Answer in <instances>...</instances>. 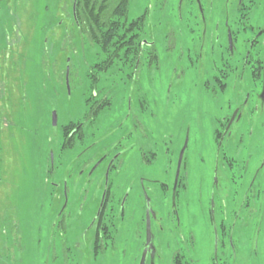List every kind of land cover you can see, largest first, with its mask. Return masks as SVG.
<instances>
[{
  "label": "rangeland",
  "instance_id": "1",
  "mask_svg": "<svg viewBox=\"0 0 264 264\" xmlns=\"http://www.w3.org/2000/svg\"><path fill=\"white\" fill-rule=\"evenodd\" d=\"M175 1L129 0L126 21L142 19V16L143 19L134 27L126 24L128 31L122 29L121 45L116 43L110 49L120 47L116 59L106 69H100L97 65L112 52L105 53L101 47L90 44L73 23L72 0H0V264H134L137 229L135 233L130 229L124 231L113 248L97 256L92 255L88 247V235L82 238L81 230L86 224L84 215L95 189L90 183L84 190L69 189L64 210L65 229L53 230L52 222L54 212L63 202L64 190L54 186V182L61 180V172L65 174L62 167L69 169L68 183L74 186L77 177L87 179L86 157L96 158L103 147L112 145L120 137H123L122 146L115 150L121 152V157L137 154L139 140L136 138L140 134L133 128L136 119L144 124L148 136L160 139L165 134L163 150L167 149L168 153L166 158L163 154V181L169 183L184 142L179 121H191L187 123L190 133L181 175H185L183 183L189 188V197L193 196L194 177L202 170V174L208 173L206 162L213 158L216 150L214 131L218 125L207 121L213 117L219 119L238 103L236 93L250 87L252 66L248 67L242 84L233 79L236 73L239 76V69L232 70L230 86L224 89L222 85L213 99L206 89L205 77L207 71H212L209 65L213 60L217 66H223L216 54L224 47L219 29L214 31L218 45L215 44V51L208 57L209 65H205L209 54L205 52L207 42L202 61L205 66L196 62L189 64V59H195V55L192 51L187 55L184 43L196 41V31L191 35L185 22L178 24L170 20ZM183 14L185 21V12ZM248 21L262 25L264 15L259 11L251 12ZM181 70L185 75L175 78ZM93 74L101 78L94 91L102 88L100 94L105 93L110 100V107L100 112L96 124L108 131L119 123V130L107 136H103L104 133L95 136L97 143L89 152L84 148L90 139L81 143L74 136V145L64 151L61 127L68 122H83L87 108L82 104L85 95L90 94ZM216 87L219 88L217 84ZM130 95L132 105L126 108ZM194 108L199 110V120L203 123L192 122ZM54 110L58 116L55 127L51 122ZM261 116L264 120V111L248 110L247 119L253 125L242 122L244 115L232 125L230 139L223 143L224 151L232 150L240 159L234 164L235 176L242 174L238 182L242 180L247 185L256 176V167L260 168L247 205H233L230 197L236 187L232 185L216 201V207L225 204L222 206L231 207L232 216L236 213L227 222L232 234L229 256L218 255L223 264H264V122L255 126ZM146 158L151 156L146 154ZM245 159L248 166L244 169ZM110 177L113 178V173ZM239 194L238 189L237 199ZM202 197L201 202L205 204L201 208L204 209L206 199ZM168 199L169 192L163 191V216L169 210ZM181 221L186 231L185 217ZM196 226L194 253L198 261L192 264H212L208 249L210 226L206 222ZM163 227V264H170L178 236L176 232L171 233L170 225L163 223ZM60 234L68 246L64 250L59 248ZM74 241L81 244L73 245Z\"/></svg>",
  "mask_w": 264,
  "mask_h": 264
},
{
  "label": "flooded vegetation",
  "instance_id": "2",
  "mask_svg": "<svg viewBox=\"0 0 264 264\" xmlns=\"http://www.w3.org/2000/svg\"><path fill=\"white\" fill-rule=\"evenodd\" d=\"M170 11L172 22L178 24L185 22L191 35H194L196 31L197 40L184 43L186 52L188 50L187 55L191 54L190 51L195 55L193 60L189 59V56L187 57L189 64L196 62L198 65H204L202 61L205 57L204 49L206 50L207 42L205 52L209 54L205 65H209L208 57L215 51V44L218 45V39H216L214 31L219 29L222 38L221 44L224 47L216 54L223 66H217L213 60L212 64L210 63L211 66L209 65L212 71H207V77H205L206 89L209 90L213 99L217 97V92L221 90L222 85L224 89L230 86L231 79L229 78L232 70L239 69V76L236 73L233 79L239 80V84H242L248 67L252 66L250 72L251 82L249 83L251 88H241L236 93V95L238 94V103L232 107L229 113L223 114L219 119L215 120V117H213L207 121V123L213 121L218 125V128L214 131L216 150L213 158L206 162L209 165L207 166L208 173L206 175L202 174V170L194 177L196 185L193 193L192 190L190 191L193 196L189 197V188L184 187L183 179L185 175H181V168L184 151L189 141L190 126L187 123L191 124V121L181 119L179 127L182 131L181 136L184 139L183 145L186 141V147L179 164L177 178H175V175L178 157L183 145L177 155L171 183L164 182L163 154L166 158L168 153L167 149L166 151L163 150L165 134L160 139L158 136H148L144 124L136 119L133 121V128L138 135L140 134L136 138V140H139L137 154L133 153L121 157V152L115 150L116 147L122 146L120 140L123 137H120V140H116L112 145L103 147L104 150L96 158L86 157L87 179L85 181L81 177H77V183L74 186L68 183L69 169H66L65 166L62 167L65 174L61 172V180L54 182V186H59L64 190L62 194L63 202L59 209L54 212L52 229L64 230L66 227L64 210L68 204L69 189L74 191L84 190L86 185L90 183V187L93 186L95 189L92 191V197L90 196L89 206L84 215L83 222H86V224L81 230V234L82 238L83 236L86 238V235H88V247H90L92 255L97 256L99 252H104L107 248H113L117 237L121 236L124 231L128 232L130 229L131 233H135L137 229L138 238H136L135 247L137 252L133 255L134 264L140 263L142 255H144L143 264H163V223H165L170 225L171 233L176 232L178 236L175 242L177 246L172 248L173 253L170 256V264H192L198 261L194 253L196 248V225L206 222L210 226L209 235L211 240L208 243L210 260H212V264H223L224 261H220L218 255L220 253L229 256L232 234L231 226L228 229L227 222L236 216V213L232 216L231 207L229 206L228 209L222 206L225 204L216 207V201L221 199V196L225 195L229 189L228 187L232 185L236 187L234 195L230 197L233 205H247L251 195L249 193L252 192L251 188L258 174L257 172L260 170L259 167H256V176L252 181L249 180L247 185H244L245 182L242 180L238 182V178L242 174L235 176L234 164L239 162L240 159L237 158V154L231 150V147L227 145V149L231 150L230 152L224 151L222 147L224 141L228 142L230 139L232 125L239 122L244 115L246 117L242 122H247L250 126L253 125L252 121L247 119L248 110L261 113L264 111V94L262 93L264 82V24H252L248 21L251 12L259 11L264 15V0H176ZM184 12L185 21H183ZM215 20L216 22L213 23ZM211 28L213 29L211 30ZM239 62L240 66L236 67ZM205 71L206 69L203 72ZM185 73L184 70H181L179 75L174 77L180 78V75H185ZM67 78L68 73H65L68 88ZM92 79L90 94L85 95L84 104H82L86 105L87 108V113L83 116V122H68L61 127L64 151L74 145V136H77L81 143L90 139V142L86 143L84 148V151L89 152L91 148L95 147L93 145L97 143L95 136L100 133L107 136L113 130H119L117 129L119 123L108 131H104V128L96 124L100 112L110 107V100L107 99L108 95L105 93L100 94L102 88L99 89V92L94 91V87L97 86V82L101 78L93 74ZM216 84L219 88L216 87ZM241 95H243L242 99ZM131 105L130 95L126 108H130ZM194 109L196 112L192 122L203 123L199 120L197 113L199 110ZM53 112L56 114L57 124V112L56 110ZM262 122L264 120L261 116L260 120L255 121V126ZM163 129L165 130L164 127ZM149 131L151 130L149 129ZM125 133L127 134L128 131H125ZM241 140L242 137L239 138V141ZM146 154H149L151 158H146ZM200 160L204 163L203 158ZM50 162L51 171L54 172L52 152H50ZM102 164H104L103 167H101ZM247 166L248 159H245L243 160V168L245 169ZM112 173L113 178L110 177ZM185 173L187 176L188 173ZM127 185L128 187H126ZM196 186L197 192L195 193ZM221 188L224 191H221ZM238 189L240 194L237 199ZM163 191L165 193L169 192V210L165 212L164 216ZM202 196L206 199V208L204 209L201 208V205L205 204L201 202ZM92 211L91 217L88 218L89 212ZM183 217L187 221L186 231H183L185 228L182 227L181 220ZM148 235L149 240L147 241ZM61 236L62 234H60L59 248L64 250L68 246ZM133 236L135 237V235ZM76 242L74 241L73 245L81 244Z\"/></svg>",
  "mask_w": 264,
  "mask_h": 264
},
{
  "label": "trees",
  "instance_id": "3",
  "mask_svg": "<svg viewBox=\"0 0 264 264\" xmlns=\"http://www.w3.org/2000/svg\"><path fill=\"white\" fill-rule=\"evenodd\" d=\"M128 5L129 0H75V16L71 7L73 23L78 25L89 43L101 47L105 53L112 52L108 58L101 61V65H97L100 69H106L116 59V52L120 47L113 51L110 49L116 43L121 45L123 31H128L126 24L134 27L143 19L142 16V19L139 17L127 22ZM135 52H138L137 48Z\"/></svg>",
  "mask_w": 264,
  "mask_h": 264
},
{
  "label": "water",
  "instance_id": "4",
  "mask_svg": "<svg viewBox=\"0 0 264 264\" xmlns=\"http://www.w3.org/2000/svg\"><path fill=\"white\" fill-rule=\"evenodd\" d=\"M73 16H75V0H73ZM66 73H67V71H66ZM262 93L264 94V82H263V90H262ZM51 122H52L53 127H55V125H56V114L54 112H52ZM185 147H186V141H185V143H184V145L181 148L180 153H179L178 164H177V171H176L175 178H177V176H178V168H179V164H180V161H181V158H182V154H183V151H184ZM148 240H149V235L147 237V241ZM143 259H144V255H142L139 264H143Z\"/></svg>",
  "mask_w": 264,
  "mask_h": 264
}]
</instances>
